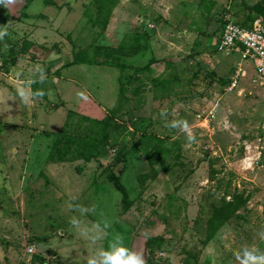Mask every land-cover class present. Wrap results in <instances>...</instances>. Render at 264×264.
I'll return each instance as SVG.
<instances>
[{
	"label": "rangeland",
	"instance_id": "rangeland-1",
	"mask_svg": "<svg viewBox=\"0 0 264 264\" xmlns=\"http://www.w3.org/2000/svg\"><path fill=\"white\" fill-rule=\"evenodd\" d=\"M50 1L45 9L25 0L0 4L7 33L0 39V264H87L113 232L128 248L133 236L163 235L149 249L155 264L264 256V84L252 81L254 65L243 61L248 76L230 90L240 56L218 48L222 24L250 26L259 17L247 6L260 0ZM61 78L105 94L104 116L112 119L108 144L85 151L101 160H78L95 172L78 197L52 188L44 170L67 113L57 95ZM17 85L46 98L21 103ZM75 113L68 136L99 131ZM149 164L153 178L140 187L136 177ZM235 194L248 198L244 219L206 242L210 216Z\"/></svg>",
	"mask_w": 264,
	"mask_h": 264
},
{
	"label": "trees",
	"instance_id": "trees-1",
	"mask_svg": "<svg viewBox=\"0 0 264 264\" xmlns=\"http://www.w3.org/2000/svg\"><path fill=\"white\" fill-rule=\"evenodd\" d=\"M32 0H25L26 4L31 2ZM44 4H52L50 0H42ZM247 9L250 12H255L256 16L264 20V0H260L258 3L254 5H249L247 6ZM27 45V42L24 43ZM140 46H136L131 52H122L123 55L128 56L132 55L134 53L138 52V49ZM25 47L22 48V53L25 51ZM91 64H98V65H108V66H117L118 68H123L127 67L124 65H116L113 64L111 61L107 60H97L93 59L91 60ZM149 65V64H148ZM147 65V68H148ZM140 69V68H136ZM34 92V91H33ZM46 95L44 94L41 99H45ZM61 101V100H60ZM62 104V102H60ZM76 115L75 112L71 110H67L66 117L63 123V126L61 127V130L59 131V134L56 136L57 138L55 139V148L52 152L48 154V159L49 160H54V161H74L76 159H83L85 161L90 160V159H95V160H101V157L98 158V155H87L85 151L87 148H94L99 145L106 146L110 140V136L108 134V127L112 124V119H110L107 116H104L102 119L95 120L93 118L88 119L87 116L81 115L80 120H90L92 123L95 124L96 127H98L99 131L95 132L93 129H90V134L87 136H81L80 134L77 136L74 135H69L67 133V128L70 126V118L72 116ZM111 115V114H110ZM84 116V117H83ZM64 138V142L66 141V144H64L63 148H59L58 145L61 144V140ZM74 142L75 148L73 150V155L66 156L67 153H70V144ZM161 142V141H160ZM137 144L135 143L132 148H137ZM164 151L167 149L164 148ZM119 160L123 161L124 156L121 155L119 156ZM150 169L148 172H142L137 175L136 181L139 184L140 187H144L148 181H150L153 178V166L149 164ZM248 200L247 197H243L242 194H235L233 195L232 198L229 200H224L219 208H216L214 210V213L210 216L208 220V226L206 230V242L211 239L213 235L216 234L218 229L225 225L228 221L230 220H238V219H244V216L239 213V210L243 205L246 203ZM165 240L163 235H156L152 237H147L146 239V245L149 251V256H150V250L151 246H159L162 244V242ZM182 264H198L197 260H190V257H187L186 260ZM201 264H209L208 261L202 262Z\"/></svg>",
	"mask_w": 264,
	"mask_h": 264
},
{
	"label": "crops",
	"instance_id": "crops-1",
	"mask_svg": "<svg viewBox=\"0 0 264 264\" xmlns=\"http://www.w3.org/2000/svg\"><path fill=\"white\" fill-rule=\"evenodd\" d=\"M38 4H39V7H38L39 9H41V6H42V9L43 8L45 9L47 6V4H44L42 0H32L31 2L27 4V7L37 6ZM232 53L240 56V54L237 52H229L228 54H232ZM238 61L240 62V64L243 61L250 62L249 60H242L241 56H240V60ZM93 65H96V64H93ZM231 66H233V64ZM241 66L243 70V63L241 64ZM243 72H244V76H242L238 80V82L240 81V83L242 79L248 76L247 71L243 70ZM232 74L233 72L231 73V75ZM57 84H58V89L61 93L57 95L59 96V99L61 100L60 102H62V104L65 106L66 111L71 110L81 115H84V116H87L93 119L96 118L98 120L104 117L105 113L107 112L106 110L107 103H105L107 102V97L105 96V94H98V95L89 94L88 91L85 89V87L83 88L82 86H79V84H77L76 81L72 79L67 80V79L61 78V79H58ZM260 85H263V84H260ZM28 89L30 90L29 87ZM77 93H82L83 98H81V96H78ZM98 97L99 99H97ZM260 155L261 153L260 151H258L257 158L251 161L257 164L260 163L257 160L258 158L260 160ZM46 158H48V155ZM78 160L79 159H76L74 161H64V162L53 161V163H50L47 165V170L44 169L45 175L51 180L52 188L54 189L56 188L57 190L63 191L64 193H67L68 195L74 194L76 195V197H78L82 192L92 187L93 180L95 177V172L89 171L87 166L82 167L81 164H77L78 162H80ZM78 166L82 168L81 172L86 177H84V175L81 176L80 178L77 177L76 167ZM63 170H65L66 172L63 173ZM62 213L65 214V212L63 211ZM146 239L147 237L144 239L140 238L139 236L131 237L129 241V248L131 250L141 252L145 260V264H155V262H153L150 259L149 251L146 245Z\"/></svg>",
	"mask_w": 264,
	"mask_h": 264
},
{
	"label": "built area",
	"instance_id": "built-area-1",
	"mask_svg": "<svg viewBox=\"0 0 264 264\" xmlns=\"http://www.w3.org/2000/svg\"><path fill=\"white\" fill-rule=\"evenodd\" d=\"M218 48L228 54L237 52L242 60H249L253 63L255 77L253 82L264 84V20L256 18L250 26H241L226 20L218 32ZM244 76L240 62L237 68L227 81L230 90L237 86L238 80ZM201 118L200 115H198ZM204 116H202L203 118ZM209 116L204 117V123H208ZM32 252V248H28Z\"/></svg>",
	"mask_w": 264,
	"mask_h": 264
},
{
	"label": "clouds",
	"instance_id": "clouds-1",
	"mask_svg": "<svg viewBox=\"0 0 264 264\" xmlns=\"http://www.w3.org/2000/svg\"><path fill=\"white\" fill-rule=\"evenodd\" d=\"M12 0H7V3H11ZM5 0H0V4H4ZM6 31L0 29V39L6 35ZM39 71V70H38ZM37 81H44L45 76L42 71H39ZM32 83L31 80L28 84ZM44 95L42 90L30 91L27 85L16 86V97L19 98L21 103L27 104L30 98H39ZM78 96L83 98L82 93H77ZM181 127L185 131H189L185 121H178ZM177 121L172 123V127H175ZM71 224H75L76 221L71 220ZM239 259V256H237ZM87 264H145V260L141 252H137L128 248L124 243V237L120 233L113 232L112 238L108 241L107 248L100 250L98 253L90 256L87 260ZM241 264H264V256H253L248 251L243 252V260Z\"/></svg>",
	"mask_w": 264,
	"mask_h": 264
}]
</instances>
